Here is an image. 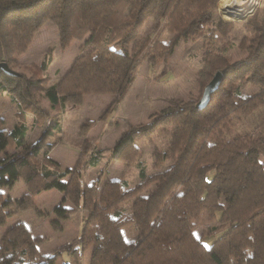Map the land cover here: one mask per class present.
I'll list each match as a JSON object with an SVG mask.
<instances>
[{
  "label": "trees",
  "instance_id": "trees-1",
  "mask_svg": "<svg viewBox=\"0 0 264 264\" xmlns=\"http://www.w3.org/2000/svg\"><path fill=\"white\" fill-rule=\"evenodd\" d=\"M215 3L0 0V61L7 65L27 47L42 19L56 26L61 48L73 38L86 36L60 80L45 89L51 107L78 104L90 92L122 93L143 59L150 63L167 59L179 37H201L212 43L204 49L201 73L205 78L218 69L223 73L203 107H197V101L176 103L153 113L145 123L129 124L121 131L110 157L136 162L139 180L131 187L124 179L102 180L103 172L90 182L83 181V171L98 164L96 154L85 159L80 155L72 168L52 160L50 139L62 131L59 119L26 144L24 109L10 129L0 116V187L11 186L18 177L30 194L58 187L87 211L73 240L78 247L63 246L50 255L37 254L39 239L22 221L11 224L0 234V264H54L63 250L77 260L89 246L88 264H264V168L259 161L264 154V117L250 130L235 128L240 116L264 108V16L253 15L245 21L249 36H243L238 45L243 53L230 60L229 47L216 44L215 28L208 25L214 23L220 33L222 21L212 18ZM148 18L156 20V27L161 21L165 24L156 34H141ZM163 30L173 33L166 43L159 38ZM2 80L12 83V89L21 88L17 90L25 98L32 88L42 87L41 77L8 75L0 69ZM238 80L257 84V90L243 94L240 84H235ZM38 109L34 110L37 120ZM158 129L166 138L165 146L153 149L157 170L147 175L135 140ZM10 145L14 150L7 152ZM23 198L18 207L25 210L32 200L28 194ZM128 198H132L131 206L124 213L118 204ZM10 205L0 191V223L12 216L7 210ZM58 209L54 207L60 215ZM71 210L63 208L60 216ZM217 213L212 229L218 235L205 247L193 227L203 216L213 219ZM51 222L60 225L58 218ZM130 225L135 233L127 238Z\"/></svg>",
  "mask_w": 264,
  "mask_h": 264
},
{
  "label": "rangeland",
  "instance_id": "rangeland-1",
  "mask_svg": "<svg viewBox=\"0 0 264 264\" xmlns=\"http://www.w3.org/2000/svg\"><path fill=\"white\" fill-rule=\"evenodd\" d=\"M223 1L216 0L215 9L212 10L213 22L223 23L218 27L220 33L217 32L214 23L208 25L215 28L216 44L229 47L228 58L234 60L243 53L238 48L243 36H249L245 21L253 15H257L259 19L263 18L264 0H258L257 8L240 18L223 14L220 11ZM154 21L156 20L152 18L146 19L141 34H156L161 29V25L165 24V21L164 23L161 21L156 27ZM172 35L169 30H163L159 38L166 43ZM84 38H73L68 47L61 48L56 26L50 20L42 19L40 28L27 47L16 55L13 62H8L11 69L26 77L32 79L41 77L42 87L32 88L29 95L25 94L27 96L25 98L22 92L18 91L21 88L12 89L14 88L12 83L0 81V116L6 128L10 129L20 120V111L24 109V121L28 127L24 140L26 144L35 141L45 125L59 119L62 131L50 139L53 146L48 154L52 160L58 162L61 167L72 168L80 155L85 159L91 154H96L99 159L98 164L83 171V181L90 182L98 173L103 172L100 176L102 180L124 179L126 186L131 187L139 180L136 162L126 163L123 158L121 160L110 157L115 140L129 124L145 123L153 113L176 103L198 101L204 86L217 71H213L209 78H205L203 72L201 73L204 49L208 45L210 47L212 43L204 41L201 37L191 39L179 37L167 59H158L154 63L143 59L137 65L131 82L122 93L90 92L84 94L78 104L68 102L63 107L59 105L51 107L45 89L60 80L72 59L79 53ZM42 62H45V65L41 68ZM237 83L240 84L243 94L257 90V84L250 81L238 80L235 84ZM19 101L23 106L19 105ZM35 108H39L40 111L38 120L34 116ZM44 115H48L47 120L43 118ZM263 117L264 108L247 116H240L239 120L235 121V128L250 130ZM162 132L158 129L147 137H138L135 140L139 152L138 160L147 175L157 170L153 164V149H162L165 146L166 138ZM13 150V146L7 147V152ZM83 159L81 158L80 162ZM259 161L264 168V154L259 156ZM0 191L4 199L11 201L7 210L12 214L0 223V234L11 224L22 221L28 227L30 234L39 239L36 244L39 256L53 254L63 246L68 247L69 250L78 247L73 240L79 234L82 219L87 214L80 201L74 204L58 187L30 194L19 177L11 186H1ZM141 193H146V190ZM27 194L30 195L32 203L25 210L20 209L18 203ZM131 201L132 198L124 199L118 204V208L124 210V213L128 212ZM57 205L59 208L57 212L60 215L65 207H71L72 210L65 217H61L54 211ZM217 216L218 213L213 219L203 216L193 227L195 237L201 238L207 246L218 235L212 229L217 223ZM57 218L59 226L51 222ZM126 230L127 238L135 233L131 225ZM90 249V246L86 247L77 260H73L76 258L75 255L71 258L67 250H63L56 256L54 264H61L64 261L71 264H88Z\"/></svg>",
  "mask_w": 264,
  "mask_h": 264
},
{
  "label": "water",
  "instance_id": "water-1",
  "mask_svg": "<svg viewBox=\"0 0 264 264\" xmlns=\"http://www.w3.org/2000/svg\"><path fill=\"white\" fill-rule=\"evenodd\" d=\"M228 15L230 16L231 12H228ZM242 17H245V16H242ZM0 69L8 75H18V72L11 69L5 61H0ZM222 75L223 73L220 70H217L212 75L211 79L206 83V85L203 88L202 94L196 103L197 107L201 108L208 102L211 93L217 89L221 81Z\"/></svg>",
  "mask_w": 264,
  "mask_h": 264
},
{
  "label": "bare ground",
  "instance_id": "bare-ground-1",
  "mask_svg": "<svg viewBox=\"0 0 264 264\" xmlns=\"http://www.w3.org/2000/svg\"><path fill=\"white\" fill-rule=\"evenodd\" d=\"M258 0H224L220 11L223 14L231 12L232 17H242L254 10ZM257 8V7H256Z\"/></svg>",
  "mask_w": 264,
  "mask_h": 264
},
{
  "label": "snow or ice",
  "instance_id": "snow-or-ice-1",
  "mask_svg": "<svg viewBox=\"0 0 264 264\" xmlns=\"http://www.w3.org/2000/svg\"><path fill=\"white\" fill-rule=\"evenodd\" d=\"M205 247H207V245H205Z\"/></svg>",
  "mask_w": 264,
  "mask_h": 264
}]
</instances>
